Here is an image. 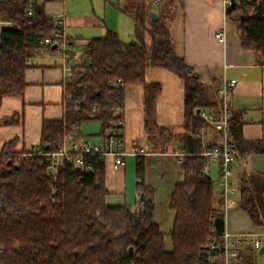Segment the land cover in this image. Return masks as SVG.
<instances>
[{
    "label": "trees",
    "instance_id": "1",
    "mask_svg": "<svg viewBox=\"0 0 264 264\" xmlns=\"http://www.w3.org/2000/svg\"><path fill=\"white\" fill-rule=\"evenodd\" d=\"M61 0H0V20L11 27L0 34V110L4 99L23 98L27 87L28 57L41 50L57 52L43 45L57 31L47 15L45 3ZM122 11L134 22L135 39L123 41L115 31L93 38L86 48L88 64L72 68L66 83L65 113L59 120H44L37 150L18 151V138L0 150V264H208L213 243H222L225 231L223 199L217 204L215 184L204 175L208 160L200 156L201 142L195 137L204 128L197 110L217 108L218 97L201 83L193 67L176 55L168 23L174 12L173 0H162L157 18L148 19L144 0H132ZM31 12V14H29ZM238 12L240 45L256 53L264 63V0H242ZM166 69L184 86V153L180 167L184 181L175 186L169 208L175 213L170 234L154 222L155 188L146 183L143 157L136 163L135 208L107 204L105 161L85 157L63 159L56 176L47 174L49 159L66 138L88 121L102 124L104 136L123 117L128 86L144 90V129L153 132L163 149L177 142L171 128L160 127L155 119L161 85L146 78V68ZM115 109L121 112L114 113ZM11 118L5 125H13ZM242 120L232 117L231 146L239 159L264 153L260 142L246 141ZM195 137L194 153L187 137ZM242 210L255 228H264V199L257 197L246 175L239 180ZM215 202L217 207L215 206ZM172 250H166V238ZM242 262V253L240 264Z\"/></svg>",
    "mask_w": 264,
    "mask_h": 264
},
{
    "label": "crops",
    "instance_id": "2",
    "mask_svg": "<svg viewBox=\"0 0 264 264\" xmlns=\"http://www.w3.org/2000/svg\"><path fill=\"white\" fill-rule=\"evenodd\" d=\"M32 1L44 3V0ZM130 1L132 0H61L45 3V10L53 21L58 14L64 15L60 31L63 39L67 41L80 38L88 45L91 39L103 37L111 30L117 32L123 41L130 42L135 39L134 22L122 11ZM235 1L238 4L242 0ZM144 2L147 6L148 19L152 21L158 16L161 3H155L153 0ZM173 3L174 12L168 27L174 40L176 55L194 68L201 83L217 97L222 79L237 81L228 100L231 115L240 116L243 123L242 136L246 141L260 142L264 146V66L257 61L254 51L245 50L240 45L239 24L236 21L238 12L228 15L223 0H173ZM10 27L11 23L0 20V34L2 30ZM220 32L225 34L224 44L215 37ZM87 58V55L84 58L79 57V62L75 66L87 64L89 62ZM28 65L24 97L4 99L0 110L1 147L6 142L18 138L17 150L25 152L34 150L36 148L34 145H40L38 135H41L45 119L59 120L63 117L66 97L62 70L64 67L61 64H53L52 59L44 51H38L29 55ZM146 78L151 83L161 85L162 88L156 101L157 124L173 129L178 140L164 149L152 140L153 132L152 135L147 134L143 124V87L132 85L126 88L122 110L125 145L128 151L137 145L146 150L145 155L138 157L145 160L147 185L155 188L154 222L162 233L168 235L173 229L175 218V213L169 208L170 199L175 186L184 181V171L180 167L184 153L182 128L185 108L184 86L175 75L162 68L148 66ZM53 105L58 107L50 111L49 106ZM47 111L49 116L45 117ZM13 117L16 118V123L5 125ZM27 121L28 125L25 124ZM101 128L102 124L98 121L82 123L76 134L77 143L86 140L99 141L103 136ZM204 140L209 145L222 143L221 135L211 128L204 130ZM138 157L127 156L124 164L117 169L112 159L105 160L106 186L110 191L107 204L108 200L114 198L122 200L124 205L136 207L139 199L135 174ZM210 172L216 174L214 169ZM217 173L219 181V163ZM244 175L248 177L254 194L264 199V153L247 155L234 165L233 183L236 187ZM237 194L238 191L228 199L225 229L233 235L260 237L264 233V228L253 226L251 219L241 208L240 193ZM215 198L217 204L222 199L217 187Z\"/></svg>",
    "mask_w": 264,
    "mask_h": 264
},
{
    "label": "built area",
    "instance_id": "3",
    "mask_svg": "<svg viewBox=\"0 0 264 264\" xmlns=\"http://www.w3.org/2000/svg\"><path fill=\"white\" fill-rule=\"evenodd\" d=\"M162 0H153L155 3H161ZM232 0H223L225 11L231 5ZM31 14V12L29 13ZM64 15L58 14L53 21L57 28L54 38L44 39L43 45L58 44L60 46L61 29L63 27ZM216 39L224 44L226 41L224 32H220L215 35ZM66 66H64V84L66 88L67 81L72 76L71 62L68 55H65ZM264 66V63L262 64ZM237 85L236 80L222 79L220 87L218 89V97L220 104L217 108L204 109L200 111L199 116L204 120L205 127L201 128L195 135L201 142L200 156H203L208 161L214 160L219 163L220 180L216 187L221 192L223 199V208H227V202L232 197L237 188L233 183V167L238 164L240 159L234 153L231 146V131L230 125L232 122V115L229 109V95L233 88ZM121 112L120 109H115L114 113ZM125 122L124 118H120L114 122V124L107 130L106 134L102 136L99 141H83L77 143L76 133L70 134L59 152L54 154L39 153V156L49 159L50 165L47 168V174L56 176L58 167L63 159H70L72 155L76 156V164L83 165L85 157H99L101 161H105L110 158L114 162L115 168L121 167L126 157L143 156L146 154V150L142 146H134L129 151L125 145L124 136ZM211 128L221 135L222 143L219 145H209L204 140V130ZM74 131L78 130V127L73 128ZM37 150V149H34ZM33 150V151H34ZM204 175H210V167L208 165L204 168ZM259 235H233L225 229L222 236V243H213L208 253V264H240L241 251L248 245L252 244L253 247L259 251L262 247L264 233L260 235L261 239H257Z\"/></svg>",
    "mask_w": 264,
    "mask_h": 264
},
{
    "label": "rangeland",
    "instance_id": "4",
    "mask_svg": "<svg viewBox=\"0 0 264 264\" xmlns=\"http://www.w3.org/2000/svg\"><path fill=\"white\" fill-rule=\"evenodd\" d=\"M74 38H77V37H74ZM70 43H73V44L70 45ZM86 48H87V45H85V43L80 38L77 39V40L73 39V41H67L66 39H63L61 37L60 46H59V49L57 50V52L50 53V52L45 51V50H41L40 52L44 51L48 55V57H50L52 59L53 64H56V65H60L61 64V66H63V67L66 66L65 55L67 54L69 59H72V60L74 59L71 62V67H74L79 62L78 58L81 57V56H82V58H84V56L86 55ZM63 58H64V63H63ZM75 58L77 59V61H75ZM80 60H84V59H80ZM64 86H65V84H64ZM59 93H60V90H59ZM55 107H58V106L57 105L49 106V110L52 111V109H54ZM48 111H47V114H46L45 117L49 116ZM45 120H47V119H45ZM28 123L29 122L27 121V123H25V124L28 125ZM21 125H22V122L20 124V127H21ZM38 136H39V138H38ZM38 136L36 135V138H38L39 143H40L41 135H38ZM33 147H36L35 149H38L39 148V144L34 145ZM1 148L2 147L0 145V150H1ZM208 166L211 167L210 170L214 169V171L216 172V174L212 172V174L209 175L211 177V179L213 180L214 184H215V190H216V182L218 181V173H217V171H218V162L214 161V160H209L208 161ZM235 181H237V180L235 179ZM237 185H238L236 187L237 191H238L237 195H239L240 187H239V184H237ZM111 199L112 200H108V204H114V205H111V206H122V205H124L122 200H115L114 198H111ZM129 204H132V203L129 202ZM215 206L217 207L216 202H215ZM133 208H135V207L133 206ZM261 238L262 237H257V239H261ZM165 246H166V250L167 251H171L172 250L171 240L168 237L166 238V245ZM241 263L242 264H264V255H260L259 251L256 250L253 247L252 244H248L242 250V262Z\"/></svg>",
    "mask_w": 264,
    "mask_h": 264
},
{
    "label": "water",
    "instance_id": "5",
    "mask_svg": "<svg viewBox=\"0 0 264 264\" xmlns=\"http://www.w3.org/2000/svg\"><path fill=\"white\" fill-rule=\"evenodd\" d=\"M237 2L235 0H232L231 1V5L228 7L226 13L228 15H230L234 10H236L237 8ZM58 48V44H54L53 46V50ZM200 111L201 110H197V115L200 114ZM187 145H188V151L190 154H193L194 153V145H195V137L193 135H189L187 137ZM259 254L260 255H264V239H263V244H262V247L259 249Z\"/></svg>",
    "mask_w": 264,
    "mask_h": 264
}]
</instances>
